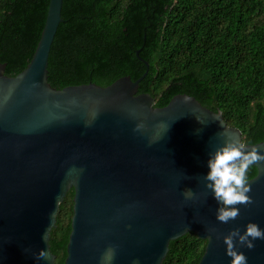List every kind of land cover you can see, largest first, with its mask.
Returning a JSON list of instances; mask_svg holds the SVG:
<instances>
[{"label": "water", "instance_id": "water-1", "mask_svg": "<svg viewBox=\"0 0 264 264\" xmlns=\"http://www.w3.org/2000/svg\"><path fill=\"white\" fill-rule=\"evenodd\" d=\"M61 4L49 0L21 71L7 75L0 63V264H55L50 231L71 188L63 264H100L110 245L112 264H162L170 240L189 231L205 240L198 264H229L223 236L232 228L243 232L248 222L264 229V162L253 165L248 181L253 203L238 205L237 219L219 222L203 176L224 135L241 140V131L187 93L154 106L149 93L138 92L146 72L104 86H51L48 53ZM251 145L264 150V140ZM185 189L196 197L186 200ZM253 243L237 250L247 264H264V240ZM41 249L47 259H36Z\"/></svg>", "mask_w": 264, "mask_h": 264}, {"label": "trees", "instance_id": "trees-1", "mask_svg": "<svg viewBox=\"0 0 264 264\" xmlns=\"http://www.w3.org/2000/svg\"><path fill=\"white\" fill-rule=\"evenodd\" d=\"M49 0H0V63L21 71L34 51ZM47 62L55 88L123 75L163 106L194 96L248 144L264 140V0H62ZM145 61L148 65H145ZM256 169L248 171V179ZM71 188L50 231L63 264L72 214ZM205 240L191 231L170 240L162 264H198Z\"/></svg>", "mask_w": 264, "mask_h": 264}, {"label": "clouds", "instance_id": "clouds-1", "mask_svg": "<svg viewBox=\"0 0 264 264\" xmlns=\"http://www.w3.org/2000/svg\"><path fill=\"white\" fill-rule=\"evenodd\" d=\"M143 124L137 125V130ZM248 144L237 138L234 134L224 135V141L209 154L207 161L208 172L203 176L205 188L211 191L217 201L216 219L224 224L240 216L238 205L248 206L253 203L248 195L252 191L249 184L248 171L253 165L264 162V150H258L256 145ZM182 195L186 200L196 197L192 189H185ZM264 240V229L256 223L248 222L243 232L239 228H232L223 236L225 253L230 257L229 264H247L246 255L237 250V245L253 249V241ZM36 259H47L48 253L43 249L35 253ZM116 257V247L108 246L100 257V264H112ZM138 264V261H133Z\"/></svg>", "mask_w": 264, "mask_h": 264}]
</instances>
